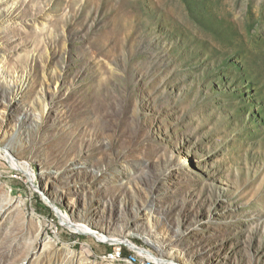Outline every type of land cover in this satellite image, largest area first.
<instances>
[{"label":"rangeland","instance_id":"1","mask_svg":"<svg viewBox=\"0 0 264 264\" xmlns=\"http://www.w3.org/2000/svg\"><path fill=\"white\" fill-rule=\"evenodd\" d=\"M118 246L264 264V0H0V264Z\"/></svg>","mask_w":264,"mask_h":264},{"label":"bare ground","instance_id":"2","mask_svg":"<svg viewBox=\"0 0 264 264\" xmlns=\"http://www.w3.org/2000/svg\"><path fill=\"white\" fill-rule=\"evenodd\" d=\"M2 150H3V153H4L5 159L8 161L9 165L12 168L24 170V171H26V173H28L29 176H31L32 173L30 174V170L29 169H24L21 166L22 164L20 165V163H18L17 160L12 156V154L9 151V149L3 148ZM58 214H59L60 219L64 220L69 226H72V224H70L71 223V220L67 216L61 214L60 212H58ZM39 226L41 228V225H39ZM80 226L81 227H87L84 224H82ZM69 228H71V227H69ZM99 237L100 238H102V237L105 238L104 235H101V234L99 235ZM39 240H40V242L47 241L49 243H54V244L56 243V241L53 238H51V237L39 238ZM122 241L124 242V240H122ZM130 245H132V244H130ZM133 246L134 245H132V247ZM101 259H104V260L109 261L111 263H117V262H124L125 261L128 264H138V263L132 261V259H137L136 254H130V255H128V258H124L123 256H121L120 252L117 251V250H112L111 252H109L107 254H104L101 257ZM152 260L153 261H156L157 259L153 258ZM165 264H171V263L166 262Z\"/></svg>","mask_w":264,"mask_h":264},{"label":"built area","instance_id":"3","mask_svg":"<svg viewBox=\"0 0 264 264\" xmlns=\"http://www.w3.org/2000/svg\"><path fill=\"white\" fill-rule=\"evenodd\" d=\"M113 250H117V251H119L120 254H121V256H123V255H122V251H121V247H120V246H118L117 248H114ZM126 258H128V256H126ZM132 261L138 263V260H137V259H132Z\"/></svg>","mask_w":264,"mask_h":264},{"label":"trees","instance_id":"4","mask_svg":"<svg viewBox=\"0 0 264 264\" xmlns=\"http://www.w3.org/2000/svg\"><path fill=\"white\" fill-rule=\"evenodd\" d=\"M121 251H122V255L125 256L126 255V251L123 248L121 249Z\"/></svg>","mask_w":264,"mask_h":264},{"label":"water","instance_id":"5","mask_svg":"<svg viewBox=\"0 0 264 264\" xmlns=\"http://www.w3.org/2000/svg\"><path fill=\"white\" fill-rule=\"evenodd\" d=\"M123 244V243H122ZM124 245H126V244H124ZM127 246H129V245H127ZM134 248H137L135 245L133 246Z\"/></svg>","mask_w":264,"mask_h":264}]
</instances>
